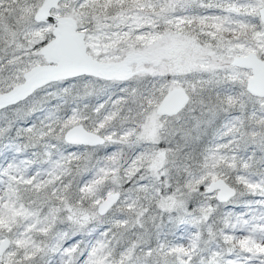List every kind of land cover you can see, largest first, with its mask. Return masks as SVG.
I'll return each instance as SVG.
<instances>
[{
	"label": "snow or ice",
	"instance_id": "1",
	"mask_svg": "<svg viewBox=\"0 0 264 264\" xmlns=\"http://www.w3.org/2000/svg\"><path fill=\"white\" fill-rule=\"evenodd\" d=\"M0 264H264V0H0Z\"/></svg>",
	"mask_w": 264,
	"mask_h": 264
}]
</instances>
